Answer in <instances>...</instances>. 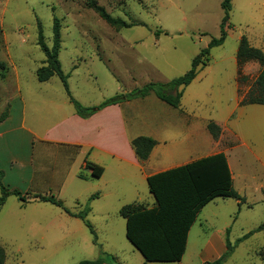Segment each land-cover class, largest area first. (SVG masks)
<instances>
[{
  "label": "rangeland",
  "instance_id": "rangeland-1",
  "mask_svg": "<svg viewBox=\"0 0 264 264\" xmlns=\"http://www.w3.org/2000/svg\"><path fill=\"white\" fill-rule=\"evenodd\" d=\"M223 1L0 0V117L9 113L10 97L18 87L51 89L69 97L58 77L39 82L36 75L38 69L46 66L38 45L39 28L51 48L55 19L60 21L59 59L63 72L69 75L71 97L78 103L85 98L83 101L89 104H101L116 95L150 83H169L188 73L193 59L221 36ZM93 5L103 7L115 19L135 25L112 26L95 12ZM225 31V42L211 49L209 66L201 69L184 89L180 108H172L152 94L131 112L134 133L164 138L170 146L186 139L187 130H192L194 123L195 138L188 144L198 149L196 157L220 149L231 150L229 158L238 177L235 189L246 199L240 207L231 198H218L207 205L191 231L189 252L184 260L172 264L215 260L217 256L205 253L207 238L218 236L225 249L226 239L234 246L264 224V112L250 108L242 114L238 110L234 81L236 52L243 36L250 39L253 47L263 43L264 52V0H233ZM237 67L239 76L244 77L239 88L246 92L261 66L256 61L237 60ZM211 121L222 130L218 139H213L207 130ZM42 186L49 188L48 184ZM136 187L137 192L132 191L126 204L139 201L152 207L154 198L148 186ZM62 198L66 207L77 206L70 194ZM16 200L21 202L18 197ZM10 205L0 215V246L6 252L5 264H79L98 258L102 249L118 257L117 264H163L145 262L127 240L126 222L119 215L122 207L118 204L110 209L109 223L89 214L98 230L97 243L90 232L83 238H79V232L58 233L54 225H49L60 211L56 207L51 208V214H25L11 210ZM225 264H264V231L237 244Z\"/></svg>",
  "mask_w": 264,
  "mask_h": 264
},
{
  "label": "crops",
  "instance_id": "crops-1",
  "mask_svg": "<svg viewBox=\"0 0 264 264\" xmlns=\"http://www.w3.org/2000/svg\"><path fill=\"white\" fill-rule=\"evenodd\" d=\"M262 45L263 43L255 45V48L263 50ZM234 81L235 91L238 93L237 56ZM148 97L108 106L90 118L83 119L77 115L69 97L62 93L56 94L51 89L21 90L18 87L10 97L8 117L0 123V171L4 173L2 184L10 191L18 190L27 198V202H19L16 196L10 195L0 207V215L8 204H11V210L17 209L25 214H51V208L56 206L38 201L36 197H50L56 192L57 198L54 197L61 198L58 200L71 213L77 214L89 207L87 219L98 234L89 214L109 223L110 209L116 204L117 207L126 206L127 197L132 191L137 192L136 185L148 186V177L218 153L226 155L235 189L238 177L233 172V163L229 158L231 150L220 149L206 156L196 157L198 149H192L188 144L195 138L194 123L192 130H187L186 139L177 140L173 146L164 138L151 135L157 145L149 159L140 161L137 158L132 141L144 135L133 132L131 112ZM83 100L85 98L79 99V103L84 107L100 105L89 104ZM250 108H253L251 111L264 112V106L261 105L239 106L238 110L244 114ZM87 162L103 168L102 176L94 178L92 171L86 168ZM38 175L41 179H37ZM43 184H48L49 190H45ZM67 193L77 205L74 209L65 205L62 197ZM238 193L243 196L241 192ZM134 203L142 204L139 201ZM154 204L155 199L153 206ZM58 209L60 211L49 222L58 233L69 235L79 232V238L87 236L89 232L92 234L81 219ZM193 227L189 232L187 249L182 260L189 252V238ZM226 243L227 239L225 245ZM204 250L207 256H217V260L227 248L223 249L221 238L214 235L206 239ZM102 252L106 253L103 249ZM202 261L203 264L210 262L208 258Z\"/></svg>",
  "mask_w": 264,
  "mask_h": 264
},
{
  "label": "trees",
  "instance_id": "trees-1",
  "mask_svg": "<svg viewBox=\"0 0 264 264\" xmlns=\"http://www.w3.org/2000/svg\"><path fill=\"white\" fill-rule=\"evenodd\" d=\"M232 1L224 0L221 4L224 18L220 25V38L213 39L208 47L203 49L193 59L188 73L169 83H150L126 94L116 95L98 106L84 107L71 97L68 85L69 75H66L62 70L59 59L61 26L58 19L54 20L53 45L51 48L45 44L43 32L39 28L38 45L45 55L44 65L46 66L38 69L37 79L39 82H47L54 76L58 77L63 83L77 115L83 119L90 118L108 106L144 99L150 94H154L162 102L177 109L181 105L184 89L193 83L201 69L209 66L211 49L221 46L225 42L227 38L225 25L230 18ZM92 7L105 22L112 26L130 28L135 25L113 18L101 6L93 5ZM236 56L238 62L256 61L261 66L260 73L248 91L244 92L239 88V106H264V52L253 47L248 38L243 36L239 41ZM243 80L244 77L239 76V83H242ZM7 117V113L3 114L0 117V123ZM207 130L214 139H218L222 133L221 128L212 121L207 124ZM156 145V140L151 137L141 136L132 141L133 149L140 161L148 160ZM86 168L92 171L94 178H99L103 174V168L93 163L87 162ZM3 176L4 173L0 171V207L4 205L10 195L16 196L22 202H25L26 198L18 190L10 191L2 184ZM147 184L150 194L155 199L154 206L146 207L140 203H132L122 207L119 212V215L126 221L127 240L143 256L147 263L172 264L181 262L187 249L191 228L201 211L215 199L231 198L239 203V207L246 202L245 197L234 189L231 171L224 153L201 158L189 164L150 176L147 179ZM36 199L41 202H48L61 208L67 214L81 219L94 235L95 243H97L96 232L87 219L90 211L89 207L83 212L74 214L65 208L63 203L54 196L36 197ZM261 231H264V224L256 231L237 240L234 246L227 239L226 252L219 259L206 264H225L227 259L233 254L237 244L239 245L256 232ZM227 233H229V230ZM6 257L5 249L0 246V264L6 263ZM116 260L115 256L101 251L100 256L96 260H83L79 264H117Z\"/></svg>",
  "mask_w": 264,
  "mask_h": 264
}]
</instances>
